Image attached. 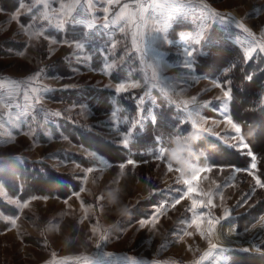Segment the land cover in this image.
Instances as JSON below:
<instances>
[{
	"label": "rangeland",
	"instance_id": "obj_1",
	"mask_svg": "<svg viewBox=\"0 0 264 264\" xmlns=\"http://www.w3.org/2000/svg\"><path fill=\"white\" fill-rule=\"evenodd\" d=\"M20 2L25 3V9H18ZM20 2L9 10L0 0V160L48 162L56 172L74 175L80 184L72 192L30 194L21 192L23 187L14 192L0 179V264H217L222 258L221 248L227 249L223 256L228 257L230 264H264V259L250 258L259 253L243 251L264 242V188L255 185V178L259 177L262 183L264 180L258 172L257 159L256 169L251 168V160L243 167L202 163L192 155L191 145L194 136L204 132L194 129L181 133L180 142L177 136L173 141L160 135L157 145H150L141 154L133 149L138 133L154 118L158 121L162 104L172 109V118L190 126L192 119H198L201 127L211 130L207 133L242 149L237 140L231 139L237 134L224 118L225 112L231 116V101L225 106L215 99L222 96V91L213 80L220 81L225 90L229 87L220 77L198 66L201 57L212 52L214 46H221L219 49L241 57L250 74H264L259 51L251 61L243 59L245 48L257 42V38L261 41L264 33V0H157L165 7L149 8L136 25L116 21L115 15L110 14L108 28L103 26L105 0H93L91 15L82 12L80 17L92 27L69 24L63 32L55 27L62 0H41L29 14L24 13L34 0ZM63 2L69 4L72 0ZM151 2L139 0L145 7ZM123 3L132 5L127 10L129 14H138L137 0H121ZM202 3L208 6L207 10ZM81 4L86 7L84 0ZM17 11L21 15L14 21L11 17ZM211 12H219L224 19L210 15ZM45 14L48 20L44 19ZM33 16L35 23L27 32L22 31L21 23H31ZM240 23L254 36L244 32ZM70 26L81 27L74 28V35L69 36ZM201 28L206 30V38L196 45L195 37ZM137 31L144 33L140 47L146 53V63L141 61L142 52H137L132 43ZM41 32L50 39H45ZM52 39L57 43H52ZM76 41L83 43V50L74 46ZM112 44L117 47L113 49ZM186 49L194 52V76H185L187 70L182 67ZM217 53L216 50L210 56L216 61L206 64L209 70L226 59ZM106 63L115 65L111 75L105 74ZM146 64L157 65L161 82L167 78L173 100L191 101L195 97V104L200 106L198 113L193 111L189 116L182 104L171 103L158 88L150 90L148 96H144L142 88L115 92L117 82L142 80L145 72L150 77L152 69ZM255 66H260L258 71H253ZM92 88L111 91L109 110L95 108L97 99ZM73 90L76 95H64ZM37 96L39 105L35 103ZM138 96L144 97L143 104ZM193 107L189 104L190 111ZM113 111L117 112L115 118ZM55 112L60 115H51ZM132 121L139 123L132 129L129 147L124 148L123 132ZM252 130L251 137L264 150V125ZM241 135L244 136L243 132ZM258 137L260 141L256 140ZM160 147L164 148L163 160L155 155ZM119 148L123 150L119 151L120 156L115 155ZM177 148L183 150L180 163L173 157ZM92 152L97 156L89 155ZM249 152L257 158L252 150ZM212 157L216 163L224 158L219 153ZM129 159L136 163L128 165ZM121 164L125 165L123 169ZM169 164L174 170H168ZM205 167L211 171L200 172L199 180L193 181L197 191L182 196L186 186L182 180L177 183V179H191L194 168ZM89 168L92 171H87ZM178 189L180 203L173 206ZM113 195L116 203L112 202ZM208 195L215 207L195 209L197 215L204 217L197 228L191 223V201L206 202ZM17 202L27 206L21 209ZM122 209L127 212L122 214ZM225 209L230 217L222 219L221 224L235 220L236 244L221 247L219 239L207 234V216L211 213L213 217H222ZM7 217L16 219L15 226ZM220 228L217 226L218 233ZM211 243L218 247L205 256Z\"/></svg>",
	"mask_w": 264,
	"mask_h": 264
},
{
	"label": "trees",
	"instance_id": "obj_2",
	"mask_svg": "<svg viewBox=\"0 0 264 264\" xmlns=\"http://www.w3.org/2000/svg\"><path fill=\"white\" fill-rule=\"evenodd\" d=\"M20 1L1 0V3L3 6H7L9 10H13ZM76 27L81 26H70L68 28L67 33L69 36L74 35L72 31ZM233 46L238 47L236 45ZM219 47L221 46H214L212 52L201 57L198 67L200 69L206 68L205 71H210L211 74L217 75L223 82H226V87L232 89L233 99L231 100L229 113L241 125L242 132L250 148L246 149L247 152H245V149L231 147V145L223 142L219 137L204 132L194 136L191 153L202 163L243 167L249 164L251 157L248 151L252 150L257 155L258 172L264 180V150L260 149L257 145L258 143L256 144L251 135H249V132H252V129L256 126L264 125V96L262 95L264 90V74L258 72L256 74H250V70L246 67L247 63L245 64L241 57H236L232 52L230 53L223 48L219 49ZM216 50L219 56L223 54L226 59L223 63L217 61L216 63L219 64L214 69L209 70L206 64H212L216 61L210 59V56ZM260 58L264 60V57L261 55ZM224 67L225 69H223ZM255 67L253 71H258V68H260V66ZM247 75H253V80L248 81L246 79ZM92 91H94L95 98L97 99L95 108H98L100 111L109 110L111 105L109 93L111 91L101 88H92ZM76 94L75 90H73V93H64L65 96ZM159 111L158 121H151L143 132L138 133V137H136L133 145V149L137 151V155L141 154V151L150 145L152 147L156 146L158 143L156 138L160 135L168 136L170 140H173L177 134H185L192 129L189 123H182L177 117L172 118V109L167 108L165 104L161 105ZM246 113L247 115L245 116L244 114ZM256 140L260 141L261 139L258 137ZM119 151L122 153L123 150L119 148L118 152H115V155L120 156ZM216 153L224 157L221 160L222 162L216 163L214 161L212 155ZM124 155L127 157V150H125ZM0 179L14 192L20 187H23L21 192H28L30 194L34 192H72L80 184L74 178V175L56 172L54 167L48 162L28 159H24L23 161L16 159H9L8 161L5 159L0 160ZM254 218L256 217L254 216ZM250 258L258 260L264 259V256L254 254L250 255Z\"/></svg>",
	"mask_w": 264,
	"mask_h": 264
},
{
	"label": "snow or ice",
	"instance_id": "obj_3",
	"mask_svg": "<svg viewBox=\"0 0 264 264\" xmlns=\"http://www.w3.org/2000/svg\"><path fill=\"white\" fill-rule=\"evenodd\" d=\"M41 2V0H34V3L32 4L31 7L27 8V12L24 14H29L32 13L33 7L36 6V4H39ZM86 7H82L81 4V0H72V3L69 4H65L62 0V2L59 4V15L57 17V23L55 24V27L60 30L61 32L65 31V26L66 25H85L86 27H92L91 23L86 22L85 19L80 18L81 17V13H87L89 15H91L92 13V8H93V0H84ZM106 6L103 7L102 11L104 14V27L108 28L109 22H108V17L110 14L115 15L116 21H120L123 20L125 22V24L127 23H132L134 25L137 24V20H143L145 18V14L148 12V9L151 8L153 10L156 9H162L165 7V4L162 3H158L157 0H152V2L145 7L142 4H139V0H137V7H138V14H129L128 13V9L130 7H132V5H130L129 3H123L121 4V0H105ZM120 5L118 11L113 13V9L117 6ZM25 3L24 2H20L18 4V9L23 10L25 9ZM46 7H48L49 5H45ZM202 7L207 10L208 6L202 3ZM210 15H214L216 17H219L221 20L224 19V16H222L219 12H211L209 13ZM21 15V11H17L12 17L11 19L14 21H18L19 17ZM45 20H48L49 17L47 16V14H45L44 16ZM232 19L234 20L235 18L232 17ZM36 21V17L33 16L31 19V23L25 25L23 23H21V28L22 31L27 32L28 29H30L32 27V24L35 23ZM113 23H115V21H113ZM244 32L249 33V35H253L254 33L248 29L247 27H245L242 23H240L239 25ZM167 27V25H166ZM138 28V25H137ZM121 32H124L125 29L124 27L120 28ZM40 35H44L45 39H50V37H48L47 35H45L43 32L39 33ZM206 38V30L204 28H201V30L196 34L195 37V44L199 45L203 42V40ZM144 39V33H141L139 31H137V33L133 34V39H132V43L133 45H135L136 47V51L137 52H142V49L140 47V42H142ZM52 43H57V41L55 39L51 40ZM64 43H69L68 40H64ZM77 49H81L83 50L84 45L83 43H80L79 41L75 42L74 45ZM117 47L116 44H112V48L115 49ZM257 51H259L260 53H264V33H262V37H261V42H255L253 41V43H251L248 47L245 48L244 52H243V59L245 62L251 61L253 59L254 53H256ZM144 55H146V53L142 52L141 55V61L145 62L143 60ZM186 59L184 60L182 67L184 69H186V73L185 76H194L195 73V68H194V52L191 50L186 49L185 53H184ZM146 63V62H145ZM113 67H115L114 64H108L106 63L104 66V71L105 74L111 75V70L113 69ZM147 68L152 69L151 71V76L149 77L147 72H145V75L143 77L142 80H132L131 82H117L115 83V92L116 93H123V92H127L129 90V88L132 89H136V88H142L144 91V96H148L150 90H156L158 88L159 92L164 95L165 97H167L169 99V101L171 103L177 104V106L179 105H183L184 111L187 112L189 114V116L192 115L193 111H196L198 113V109H199V105L195 104L196 98L193 97L191 101H176L172 99V95L170 94L172 92V89L170 87V83L167 80V78L163 79V82H161L162 78L160 75V70L157 67V65L155 64H146ZM253 75H247L246 79L248 81H252L253 80ZM230 83V81H229ZM213 84L215 87L220 88L222 91V96H217L215 97L216 100L220 101L222 104H224L225 106L228 104V102H230L233 99V94H232V89L229 87L226 90L224 89L222 83L220 81L217 80H213ZM32 91H37L36 89H33ZM27 97V93L25 94ZM140 101L141 104H143V100L144 97L138 96L137 97ZM39 97L37 96L35 98V103L37 105H39ZM210 103V102H208ZM189 104H192L194 107L192 109V111L189 110ZM207 106V104L205 105ZM31 107V106H29ZM39 111H44L43 108H40ZM26 114V113H24ZM51 115H55V116H59L60 113L59 112H55V113H51ZM112 117H116L117 116V112L113 111L111 113ZM225 121L231 126V128L234 130V132L237 135H234L231 137V139L233 140H237L238 145L242 148V149H247L249 147V145L246 143L245 138L243 135H241L242 133V127L238 122H234L232 116L227 115V113L225 112ZM154 122H155V118H154ZM139 123V121H132L131 122V126L128 129H125L123 132V136H122V146L124 148H128L130 145V141L131 138L133 137L134 133L133 130L134 128H136V125ZM191 123V127L192 129L196 130V131H203V132H210L211 130L209 128H205V127H201L199 124L198 119H192L190 121ZM253 133L250 131L249 135H252ZM177 140L179 141V134H177ZM184 145L185 147L188 146L187 140L184 141ZM231 147H237V144H233L231 145ZM89 155L96 157L97 153H89ZM156 158L158 160H163L165 158V154H164V148L160 147L158 149V151L155 152ZM249 156L251 157V168L252 169H256L257 168V164H256V156L252 155L249 152ZM136 163V161L129 159L127 161L128 165H134ZM125 167L124 164L120 165V168L123 169ZM167 168L169 171L174 170L172 165H167ZM176 171H178V169H175ZM87 171H92L91 168L87 169ZM206 171H211V168L205 167V168H194L193 169V175L191 177V179H183L182 177L177 179V183H180L181 180L183 182V185L186 186L185 190L182 192V196H189L191 194H193L194 192L197 191V189L193 186V181H198L199 180V174L200 172H206ZM249 175H252V173H249ZM255 185H258L262 188H264V183L261 182V179L259 177L255 178ZM255 190V186L253 187V191ZM178 196L177 198L174 199L173 202V206H175V204H179L180 203V197H181V193L180 190L178 189ZM251 195V192L247 194L246 197L242 198L241 201L238 202V205L243 203L245 199H247L248 196ZM112 202L116 203V195L112 196ZM19 207L22 209L23 207H26V203H19ZM202 207V208H210V207H215V205L213 204V198L211 195H208V199L207 201H197L196 199H192L191 201V208L189 209V211L193 212V218L191 223L196 225L197 228H199L200 225V221L202 219H204L203 216L201 215H197L195 212V209L197 207ZM122 214L127 212V209H122L121 210ZM230 212L228 209L224 210L223 216L222 217H213L211 215V213L208 214L207 216V224H208V235L209 236H215L217 239H220L221 233L217 232V226H221V228L223 227V225L221 224V220H227L229 218ZM155 216H152V220H155ZM7 219L10 221V223L15 226L16 224V219L13 217H7ZM141 223H143V221H141ZM262 227H264V225H262ZM187 234V233H186ZM204 233H201V235H203ZM231 235V229L229 231L228 234H223V239L228 240L229 236ZM106 237H102V239H105ZM97 248L100 247L99 244L96 245ZM218 247L217 244L215 243H211L210 244V251L205 253V256H209L211 255V250L212 249H216ZM262 249H264V242L261 243L260 247H256V245H250L249 248H245L243 249V251H250V250H254L255 252L259 253L260 255L264 256V251H262ZM226 248H221V260L217 261V264H230V261L228 259V257L223 256V252L226 251ZM106 256H111V253H105ZM133 264H137V262H133ZM199 264V262H198Z\"/></svg>",
	"mask_w": 264,
	"mask_h": 264
},
{
	"label": "crops",
	"instance_id": "obj_4",
	"mask_svg": "<svg viewBox=\"0 0 264 264\" xmlns=\"http://www.w3.org/2000/svg\"><path fill=\"white\" fill-rule=\"evenodd\" d=\"M230 217V216H229ZM235 220H229V224H224L222 228H220V233L221 235H223L224 233L225 234H228L226 230L230 229L229 227L232 226V225H235ZM220 242H222L223 244H219V246L223 247L225 245H227L226 243H224V240H222L221 236H220ZM238 242H239V239H238ZM228 246V245H227Z\"/></svg>",
	"mask_w": 264,
	"mask_h": 264
},
{
	"label": "bare ground",
	"instance_id": "obj_5",
	"mask_svg": "<svg viewBox=\"0 0 264 264\" xmlns=\"http://www.w3.org/2000/svg\"><path fill=\"white\" fill-rule=\"evenodd\" d=\"M231 228V235L229 236V238H228V240H225V239H223V236H222V240H224V243H226L227 245H234V244H236L234 241L236 240L235 238V233H234V225H232V227H230ZM228 232L227 233H229V231H230V229L229 230H227Z\"/></svg>",
	"mask_w": 264,
	"mask_h": 264
},
{
	"label": "clouds",
	"instance_id": "obj_6",
	"mask_svg": "<svg viewBox=\"0 0 264 264\" xmlns=\"http://www.w3.org/2000/svg\"><path fill=\"white\" fill-rule=\"evenodd\" d=\"M182 151H183L182 149L177 148V149L175 150V152L173 153V157L176 159V161H177L178 163L181 162Z\"/></svg>",
	"mask_w": 264,
	"mask_h": 264
},
{
	"label": "built area",
	"instance_id": "obj_7",
	"mask_svg": "<svg viewBox=\"0 0 264 264\" xmlns=\"http://www.w3.org/2000/svg\"><path fill=\"white\" fill-rule=\"evenodd\" d=\"M255 38H257V36L255 35ZM257 42H261L260 40H258V38L256 39ZM262 55V57H264V53H260Z\"/></svg>",
	"mask_w": 264,
	"mask_h": 264
}]
</instances>
